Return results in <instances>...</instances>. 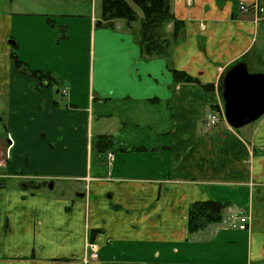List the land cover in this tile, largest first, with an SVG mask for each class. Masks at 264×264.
<instances>
[{
  "label": "crops",
  "instance_id": "0c3cea01",
  "mask_svg": "<svg viewBox=\"0 0 264 264\" xmlns=\"http://www.w3.org/2000/svg\"><path fill=\"white\" fill-rule=\"evenodd\" d=\"M254 1L169 0L182 28L149 57L142 12L106 26L101 0H0V264H264V113L231 127L219 89L238 62L264 72ZM210 198L221 219L189 233Z\"/></svg>",
  "mask_w": 264,
  "mask_h": 264
},
{
  "label": "trees",
  "instance_id": "16d2710c",
  "mask_svg": "<svg viewBox=\"0 0 264 264\" xmlns=\"http://www.w3.org/2000/svg\"><path fill=\"white\" fill-rule=\"evenodd\" d=\"M141 12L140 27L138 31V43L142 52L149 57L160 56L168 53L171 44L176 40L181 28L182 21L174 17L170 11L169 0H131ZM137 13L126 0H101V19L108 26L114 19H123L127 23L137 20ZM172 23L170 37H165L161 32L166 23ZM11 60L17 67H23L24 63L18 58L15 48H12ZM172 75L176 81H194L192 77L182 71L172 69ZM31 76L50 83L52 80L48 72L29 70ZM222 89V84L219 85ZM103 149L110 147L111 138L100 135L98 137ZM224 203L214 199L195 201L190 204L188 212V231L193 233L208 222H216L221 219V210ZM99 230H90L89 242L93 241L94 234ZM113 264V263H110Z\"/></svg>",
  "mask_w": 264,
  "mask_h": 264
},
{
  "label": "water",
  "instance_id": "95a60500",
  "mask_svg": "<svg viewBox=\"0 0 264 264\" xmlns=\"http://www.w3.org/2000/svg\"><path fill=\"white\" fill-rule=\"evenodd\" d=\"M221 96L223 117L231 127L256 120L264 113V72L250 73L244 62L234 64L222 77Z\"/></svg>",
  "mask_w": 264,
  "mask_h": 264
},
{
  "label": "built area",
  "instance_id": "2783aa9c",
  "mask_svg": "<svg viewBox=\"0 0 264 264\" xmlns=\"http://www.w3.org/2000/svg\"><path fill=\"white\" fill-rule=\"evenodd\" d=\"M238 7L242 12H251L255 17L264 14V0L261 1H254L251 3H244L239 2ZM219 115H217L214 111L208 113L206 115V120L208 125H214L219 122ZM222 117H223V110H222ZM224 118V117H223ZM111 156V154H109ZM233 222V225L240 230H245L248 228L249 225V215L248 214H235V217L230 218ZM223 222H226V219H222ZM93 249L91 256L96 257V248L93 245H90Z\"/></svg>",
  "mask_w": 264,
  "mask_h": 264
},
{
  "label": "rangeland",
  "instance_id": "374dc122",
  "mask_svg": "<svg viewBox=\"0 0 264 264\" xmlns=\"http://www.w3.org/2000/svg\"><path fill=\"white\" fill-rule=\"evenodd\" d=\"M97 1H99V0H97ZM130 4H131V6L133 7V9L137 12V13H141V10H140V8L137 6V5H135L131 0H127ZM249 69H253L252 67H250ZM250 72V71H249ZM250 73H253V72H250ZM105 108H107V107H105ZM131 119H133L134 121H138L139 119L138 118H131ZM95 125H96V123H95ZM95 127V126H94ZM79 186H82V183H80L79 184ZM79 188V187H78ZM234 217H235V215H233ZM129 264H132V263H129ZM143 264H158V263H143Z\"/></svg>",
  "mask_w": 264,
  "mask_h": 264
}]
</instances>
